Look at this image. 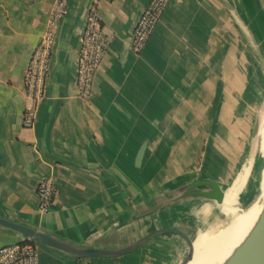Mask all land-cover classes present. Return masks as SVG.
Wrapping results in <instances>:
<instances>
[{
    "label": "crops",
    "instance_id": "crops-1",
    "mask_svg": "<svg viewBox=\"0 0 264 264\" xmlns=\"http://www.w3.org/2000/svg\"><path fill=\"white\" fill-rule=\"evenodd\" d=\"M148 1L96 3L109 43L83 100L76 54L92 0H68L54 31L45 92L35 102L24 91V73L54 0H0V219L95 249H118L164 227L194 237L217 223L218 203L179 197L200 179L230 193L226 187L241 174L243 88L231 77L249 68L252 41L247 33L239 40L238 65L231 46L237 40L221 32L219 0H168L134 53L132 28ZM44 177L53 179L56 198L42 213L36 187ZM26 238L0 223V247ZM35 243L39 264H179L186 244L168 233L122 256L78 257Z\"/></svg>",
    "mask_w": 264,
    "mask_h": 264
},
{
    "label": "built area",
    "instance_id": "built-area-1",
    "mask_svg": "<svg viewBox=\"0 0 264 264\" xmlns=\"http://www.w3.org/2000/svg\"><path fill=\"white\" fill-rule=\"evenodd\" d=\"M168 0H149L144 5L134 22L131 33V50L139 53L154 30ZM92 0L87 6L80 45L76 54L75 84L78 96L88 100L96 71L99 69L103 55L108 48L109 38L105 35L96 3ZM68 0H54L48 13L45 30L33 48L24 73V91L28 97L37 102L45 92L49 71L50 55L54 42V31L67 11ZM33 112L29 110L24 116L27 125L32 123ZM38 210L45 213L56 198V188L51 177L40 179L36 187ZM0 264H39L38 250L34 240H24L0 247Z\"/></svg>",
    "mask_w": 264,
    "mask_h": 264
},
{
    "label": "rangeland",
    "instance_id": "rangeland-1",
    "mask_svg": "<svg viewBox=\"0 0 264 264\" xmlns=\"http://www.w3.org/2000/svg\"><path fill=\"white\" fill-rule=\"evenodd\" d=\"M219 1L222 18L221 32L225 31L228 36L231 35V40H237L231 46L236 50L238 65L244 57L238 56L240 52H244V43H239V40L244 42L247 33V38L252 41V57L248 59L249 68L247 67L244 76L238 74L231 77V82H235L238 89L243 88V91L238 93L242 103L238 104L237 110L238 114H245L240 125L245 138L241 141L240 154L237 156L239 163L241 161L243 163L240 164L241 166L238 165L236 175L240 171L241 174L238 179H234V185L231 183L229 187H226V191L233 195L236 206L244 209L249 203L259 199L258 191L264 184V177L262 176L264 169V115H261L264 103V52L262 51L264 44L260 43V35L264 34V0ZM225 21H227L226 25ZM226 212L227 210H223V214L218 216L217 223L212 224L210 228L203 227L204 229L197 232L199 234L209 232L225 225L228 221L224 214ZM185 255L187 260L184 264H187L189 261L187 243L183 248V256Z\"/></svg>",
    "mask_w": 264,
    "mask_h": 264
},
{
    "label": "water",
    "instance_id": "water-1",
    "mask_svg": "<svg viewBox=\"0 0 264 264\" xmlns=\"http://www.w3.org/2000/svg\"><path fill=\"white\" fill-rule=\"evenodd\" d=\"M146 142H143L136 155V163L140 164L143 156ZM53 157V156H52ZM55 158V157H53ZM224 191L221 186L209 179H200L190 183L180 195V199H186L189 197H200L204 199L213 200L220 204L224 198ZM158 208V205L152 207ZM0 223L9 226L17 231L21 232L26 237L56 248L64 253L72 254L78 257H114L122 256L135 249H137L142 243L148 239L160 235V234H175L185 240L190 250L192 249L193 237H190L183 231L176 227H164L156 229L145 236L141 237L134 243L118 248V249H95V248H79L73 247L67 243H64L47 233L37 231L22 225H17L12 222L0 219ZM187 260L186 255L180 261L179 264H184ZM223 264H264V199L262 200V209L259 213L256 222L247 233L246 237L239 243L226 258Z\"/></svg>",
    "mask_w": 264,
    "mask_h": 264
},
{
    "label": "bare ground",
    "instance_id": "bare-ground-1",
    "mask_svg": "<svg viewBox=\"0 0 264 264\" xmlns=\"http://www.w3.org/2000/svg\"><path fill=\"white\" fill-rule=\"evenodd\" d=\"M261 112V115H264V103ZM258 126L260 128V125ZM262 176L264 177V169L262 170ZM258 197V200H254L244 209H241L236 206L233 195L225 192L223 201L218 205V209L220 212L227 210L224 214L227 216L228 221L216 230L204 232L202 239L192 244L191 250L188 247L189 261L187 264H223L232 250L242 242L256 222L262 209L264 184L259 188ZM198 235L199 232L193 238L196 239Z\"/></svg>",
    "mask_w": 264,
    "mask_h": 264
}]
</instances>
